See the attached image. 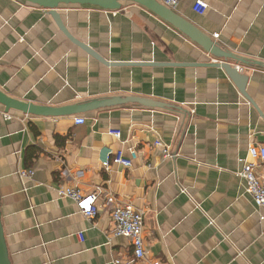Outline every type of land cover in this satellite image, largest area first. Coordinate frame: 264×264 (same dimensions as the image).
I'll return each mask as SVG.
<instances>
[{"label":"crops","instance_id":"0c3cea01","mask_svg":"<svg viewBox=\"0 0 264 264\" xmlns=\"http://www.w3.org/2000/svg\"><path fill=\"white\" fill-rule=\"evenodd\" d=\"M196 1L207 5L202 15ZM172 11L244 61H227L243 82L139 5L62 6L56 13L67 36L47 10L0 0L7 97L55 109L125 98L162 105L57 118L0 106V223L10 264L132 260L130 241L112 234L107 196L143 215L144 259L133 264H264V208L238 176L253 162L249 148L264 142V0H180ZM156 140L174 157L164 158ZM131 149V168L104 170L106 150ZM22 170L33 177L20 179ZM60 187L97 193L96 219L59 198Z\"/></svg>","mask_w":264,"mask_h":264},{"label":"built area","instance_id":"2783aa9c","mask_svg":"<svg viewBox=\"0 0 264 264\" xmlns=\"http://www.w3.org/2000/svg\"><path fill=\"white\" fill-rule=\"evenodd\" d=\"M180 0H160L161 4L170 10L175 9ZM207 5L201 1H196L193 6L195 13L202 15L206 10ZM214 38H217L214 36ZM213 63H218L217 60H212ZM237 71H241L240 67H235ZM75 125H82L83 118H76ZM108 134L115 139H120V132L118 130H110ZM154 146L161 150L164 158H173L174 155L170 152L169 148L163 145L162 142L156 140ZM248 156L253 162H244L241 171L238 173L240 179L246 184V193L251 197L254 205L258 208H264V173H257L256 168L264 163V142L252 146L248 150ZM137 158V152L133 149L128 150V156L124 155L123 150L116 152L106 150L102 159V167L104 170L112 165L122 166L124 168H131L133 161ZM34 175L32 170H22L18 172L20 179H30ZM57 196L61 199H70L78 208L79 212L87 221L96 219L98 210L95 203L98 199L97 193L84 195L79 190L69 187H60L57 190ZM105 205L111 211L112 219V234L128 239L132 246L133 259L123 264H133L136 261L144 259V245H143V215L137 211L130 204H121L117 202L112 196L105 198ZM82 240V237L79 235ZM115 264H120L116 261ZM158 264V263H154Z\"/></svg>","mask_w":264,"mask_h":264},{"label":"water","instance_id":"95a60500","mask_svg":"<svg viewBox=\"0 0 264 264\" xmlns=\"http://www.w3.org/2000/svg\"><path fill=\"white\" fill-rule=\"evenodd\" d=\"M29 6L37 7L43 10H47L54 18L59 26V28L67 35L63 26L60 22L59 16L57 15V10L62 6H87L102 9L104 11H115L119 10L122 3H133L139 5L162 21L178 30L185 37L191 40L193 43L201 47L207 54L215 57L216 59H222L220 63L213 64L216 67H220L225 70L228 75H230L234 80L243 82L241 76L238 74L235 68L231 67L227 61L233 60L237 64L244 63L241 59L234 57L232 54L220 49L209 37L204 35L191 23L180 18L174 11L165 7L157 0H18ZM68 36V35H67ZM90 54H92L89 51ZM136 103L144 107L150 108H160L162 105L154 101H149L145 99L138 98H125V99H112L104 100L99 102H94L88 105H83L78 108H63L55 109L49 107H40L33 104L24 103L18 100L11 99L7 97L0 91V106L3 107V111L8 113L9 111H17L24 115L36 116V117H64L72 116L75 114L93 111L99 108L111 107L116 105ZM0 264H10L8 260V255L5 247L2 227L0 223Z\"/></svg>","mask_w":264,"mask_h":264}]
</instances>
